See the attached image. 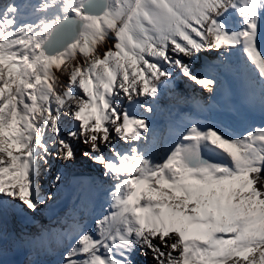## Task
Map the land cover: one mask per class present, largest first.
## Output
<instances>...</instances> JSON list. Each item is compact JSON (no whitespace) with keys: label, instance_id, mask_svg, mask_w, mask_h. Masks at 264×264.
<instances>
[{"label":"snow or ice","instance_id":"6c2138e0","mask_svg":"<svg viewBox=\"0 0 264 264\" xmlns=\"http://www.w3.org/2000/svg\"><path fill=\"white\" fill-rule=\"evenodd\" d=\"M236 74L264 107V0L7 3L0 217L40 216L64 183L57 162L82 155L107 209L82 204L29 237L58 264H264V126L228 131L179 94L191 110L154 119L177 77L212 97Z\"/></svg>","mask_w":264,"mask_h":264},{"label":"bare ground","instance_id":"6f19581e","mask_svg":"<svg viewBox=\"0 0 264 264\" xmlns=\"http://www.w3.org/2000/svg\"><path fill=\"white\" fill-rule=\"evenodd\" d=\"M9 2H12V0H0V11H2L3 7ZM15 2L17 4H22L25 0H15ZM28 2L30 4H35L38 3L39 0H28ZM25 11L30 12L31 9L29 8ZM201 59L204 62H212L216 57L212 54H206L202 56ZM231 62L237 67L242 64L240 53L234 54L231 58ZM61 80L62 82L65 81L66 77H61ZM181 81L180 83L179 77H177L173 82V88L163 93L158 104L159 107L165 105L166 108L164 111L161 110L157 112L156 117H154L155 120L162 121L170 114L173 119H178L181 114L191 110L190 104L178 102L176 97L177 94H179L183 97H200L203 103L209 108L211 117L209 122L219 123L221 127H225L228 131L240 132L244 129L264 126V107H261L258 103L249 102L244 91L242 77L239 74L226 77L224 85L212 97H209L207 93L200 92L199 89L194 86L190 89V85H188L186 81L182 79ZM185 86L187 87L185 88ZM191 90H196V92H192ZM160 101H162V104H160ZM80 148L82 151L86 150L83 145H81ZM85 161L86 163L84 164H88L89 166L87 169L89 171L92 169L91 180H96L95 184H97L102 179L99 167L87 158ZM60 171L65 181L68 172L65 171V169H61ZM60 192L61 188H59L56 198ZM94 193L97 195L96 190H94ZM82 204L87 205L92 214L107 209V204H104L103 208H101L99 202L98 206L93 208L92 205H89L86 201L85 197L79 195L74 208L71 209L66 207L53 218L51 217V219L55 220L57 217L70 216L73 212L78 211ZM9 214L0 217V231L3 234V238L0 241V264H58L60 260L59 251L54 244L50 248H41L27 243L29 237L38 231L41 224L47 225L49 223L50 216L45 213V210L40 216L30 217L27 220L16 218L14 215ZM81 215L83 219H87L83 214ZM27 227L30 229V232H26L25 234L24 228ZM12 251H16L17 253V257L14 260L9 257V253ZM134 259L136 264H154L151 260V255L144 257L137 253Z\"/></svg>","mask_w":264,"mask_h":264},{"label":"rangeland","instance_id":"374dc122","mask_svg":"<svg viewBox=\"0 0 264 264\" xmlns=\"http://www.w3.org/2000/svg\"><path fill=\"white\" fill-rule=\"evenodd\" d=\"M181 79L182 78H179V82L181 83L182 81H181ZM183 80V79H182ZM187 86H185V88H186ZM191 87L192 86H190V89H191ZM192 92H196V90H191ZM160 104H162V101H160ZM161 110H165V108H166V106L164 105L163 107H159ZM81 151H82V149H81ZM85 159H86V157H83L82 155H78L77 156V159H76V161L74 162V163H71V164H68V165H64V163H63V161H59V162H57V167L61 170V169H65V171H68L69 172V168L70 167H72V166H79V167H84V168H86L85 166L87 165V164H85V166L83 165L84 163H86V161H85ZM87 168H88V166H87ZM91 172H92V169H91ZM46 180H47V178H45ZM47 187H50L51 185H50V182L46 185ZM10 215V214H9ZM12 215V214H11ZM25 229V234H26V232H30V229L27 227V228H24ZM140 264V263H139ZM141 264H144V263H141Z\"/></svg>","mask_w":264,"mask_h":264},{"label":"water","instance_id":"95a60500","mask_svg":"<svg viewBox=\"0 0 264 264\" xmlns=\"http://www.w3.org/2000/svg\"><path fill=\"white\" fill-rule=\"evenodd\" d=\"M9 257H10L12 260H14V259H16V257H17V253L12 252V253L9 255Z\"/></svg>","mask_w":264,"mask_h":264}]
</instances>
